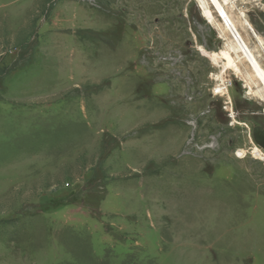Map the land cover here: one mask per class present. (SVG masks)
<instances>
[{
  "label": "rangeland",
  "instance_id": "1",
  "mask_svg": "<svg viewBox=\"0 0 264 264\" xmlns=\"http://www.w3.org/2000/svg\"><path fill=\"white\" fill-rule=\"evenodd\" d=\"M228 41L197 0H0V264H264V101L205 56Z\"/></svg>",
  "mask_w": 264,
  "mask_h": 264
},
{
  "label": "bare ground",
  "instance_id": "2",
  "mask_svg": "<svg viewBox=\"0 0 264 264\" xmlns=\"http://www.w3.org/2000/svg\"><path fill=\"white\" fill-rule=\"evenodd\" d=\"M199 3V7L206 19H208L209 23L218 29L221 32V35L225 36V31L231 35L232 41H228L226 46L229 50L223 51L221 54L217 53H208L205 52V56L211 58V60L216 61L219 57H223V59L228 60V62L236 68V70H240L237 62L240 58L246 59L250 64V67L253 71L254 77L251 73L247 74V78L249 81V94H254L258 96L261 100L264 101V64L261 61L260 51L252 48L250 44L244 39L242 36L238 23L231 16L228 7L232 6L237 9V14L239 18V23L247 30L253 31L251 23L247 19V11L243 4L247 2L255 3L259 2V0H197ZM224 27V30L221 26ZM253 34V33H252ZM256 41L258 43V48H263V40L254 32ZM242 38V39H241ZM201 49V48H200ZM263 51V50H262ZM241 54V55H240ZM264 54V53H263ZM261 56V57H260ZM259 83L260 86L257 84ZM255 87H254V86ZM224 89H219V93H223ZM255 154L260 156L264 155V152L258 147H255Z\"/></svg>",
  "mask_w": 264,
  "mask_h": 264
},
{
  "label": "water",
  "instance_id": "3",
  "mask_svg": "<svg viewBox=\"0 0 264 264\" xmlns=\"http://www.w3.org/2000/svg\"><path fill=\"white\" fill-rule=\"evenodd\" d=\"M252 132L255 143L264 150V127L257 125Z\"/></svg>",
  "mask_w": 264,
  "mask_h": 264
}]
</instances>
